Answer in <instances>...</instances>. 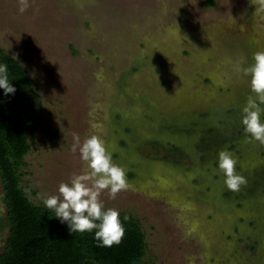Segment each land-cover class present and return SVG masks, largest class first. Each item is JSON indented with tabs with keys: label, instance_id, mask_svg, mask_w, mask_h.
Segmentation results:
<instances>
[{
	"label": "rangeland",
	"instance_id": "rangeland-1",
	"mask_svg": "<svg viewBox=\"0 0 264 264\" xmlns=\"http://www.w3.org/2000/svg\"><path fill=\"white\" fill-rule=\"evenodd\" d=\"M28 2L20 12L0 0V45L36 92L40 120L21 168L32 202L45 206L85 170L73 133L96 134L130 185L101 199L141 224L144 264H264V146L244 132L250 77L235 71L264 51L251 0ZM221 150L247 178L238 192L225 186ZM4 198L0 177V253Z\"/></svg>",
	"mask_w": 264,
	"mask_h": 264
},
{
	"label": "trees",
	"instance_id": "trees-1",
	"mask_svg": "<svg viewBox=\"0 0 264 264\" xmlns=\"http://www.w3.org/2000/svg\"><path fill=\"white\" fill-rule=\"evenodd\" d=\"M0 64L7 65L9 82L16 90L6 95L0 89V177L7 207V219L2 223L9 227L0 264H144L148 243L133 215L120 213L124 238L108 248L98 246L95 230L72 232L53 211L32 202L21 184V168L40 120L33 78L1 45Z\"/></svg>",
	"mask_w": 264,
	"mask_h": 264
},
{
	"label": "clouds",
	"instance_id": "clouds-1",
	"mask_svg": "<svg viewBox=\"0 0 264 264\" xmlns=\"http://www.w3.org/2000/svg\"><path fill=\"white\" fill-rule=\"evenodd\" d=\"M19 11L24 12L30 5L28 0H18ZM256 6L255 17L264 19V0H251ZM253 63L247 67L237 63L235 71L250 77V93L242 109L241 123L244 132L250 138L248 142H258L264 146V51H257L252 57ZM0 89L7 95L14 94L8 78V67L0 64ZM253 94L255 99L253 98ZM93 128L96 125H92ZM72 152L77 150L85 170L80 174H73L68 182H61L58 195H51L43 199L45 207L55 213L62 223L66 222L72 232L81 234L94 232V238L101 247L111 248L119 245L125 235V228L120 219V213L113 208H105L101 199L107 192L110 199H115L122 191H127L130 185L126 171L113 162L100 136L92 134L81 141L73 133ZM237 160L232 153L221 150L218 156V168L224 176V183L228 190L240 191L247 184V178L236 171ZM129 218L124 217L127 221Z\"/></svg>",
	"mask_w": 264,
	"mask_h": 264
}]
</instances>
